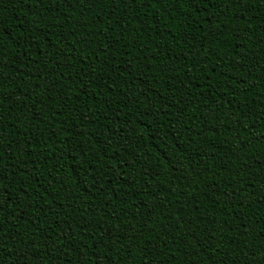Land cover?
Instances as JSON below:
<instances>
[{"label": "trees", "instance_id": "trees-1", "mask_svg": "<svg viewBox=\"0 0 264 264\" xmlns=\"http://www.w3.org/2000/svg\"><path fill=\"white\" fill-rule=\"evenodd\" d=\"M264 0H0V264H264Z\"/></svg>", "mask_w": 264, "mask_h": 264}, {"label": "snow or ice", "instance_id": "snow-or-ice-1", "mask_svg": "<svg viewBox=\"0 0 264 264\" xmlns=\"http://www.w3.org/2000/svg\"><path fill=\"white\" fill-rule=\"evenodd\" d=\"M262 255H264V253H262Z\"/></svg>", "mask_w": 264, "mask_h": 264}]
</instances>
